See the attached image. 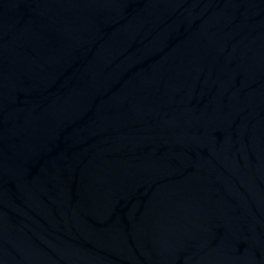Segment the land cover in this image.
Segmentation results:
<instances>
[{"label":"water","instance_id":"water-1","mask_svg":"<svg viewBox=\"0 0 264 264\" xmlns=\"http://www.w3.org/2000/svg\"><path fill=\"white\" fill-rule=\"evenodd\" d=\"M0 264H264V0H0Z\"/></svg>","mask_w":264,"mask_h":264}]
</instances>
